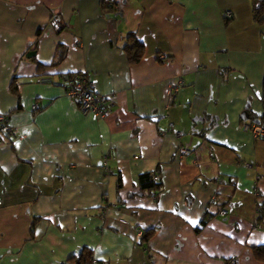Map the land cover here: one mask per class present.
Masks as SVG:
<instances>
[{"label":"crops","instance_id":"1","mask_svg":"<svg viewBox=\"0 0 264 264\" xmlns=\"http://www.w3.org/2000/svg\"><path fill=\"white\" fill-rule=\"evenodd\" d=\"M76 71L109 116L65 95ZM263 72L251 0H0V114L17 131L0 134V264L84 249L97 264H264V139L240 118L261 113ZM155 170L152 198L140 176Z\"/></svg>","mask_w":264,"mask_h":264},{"label":"built area","instance_id":"2","mask_svg":"<svg viewBox=\"0 0 264 264\" xmlns=\"http://www.w3.org/2000/svg\"><path fill=\"white\" fill-rule=\"evenodd\" d=\"M118 4V0H103L105 7L114 8ZM227 18L231 17L230 12L225 14ZM41 82L52 83L50 79H41ZM59 85L63 89L65 95L75 104H77L79 110L84 114H92L99 118H105L112 113L113 104L111 98L106 95L98 94L95 91L94 84L89 80L88 75L83 71H76L70 73H64L61 75ZM182 86V81H177L176 84L169 86L168 95L175 98L178 89ZM33 109H38L37 105L33 106ZM241 129L250 131L255 137H262L264 135L263 127L255 124H251L247 121L241 123ZM0 134L6 139L14 141L17 138V131L13 128L7 116L0 114ZM178 135V134H177ZM191 153V148L187 144L178 146L177 154L179 157H185ZM104 166L108 174L112 171L106 165V157H104ZM160 180V171L155 170L153 174V181L158 182ZM253 194L257 196V190H253ZM151 197H155V193L151 194ZM2 205V198L0 197V206ZM228 212L226 210H220V216H226ZM100 215L104 217L105 209L100 208ZM141 235V234H140ZM144 253L146 251L144 250ZM91 264H97L93 259ZM230 264H235V260H230Z\"/></svg>","mask_w":264,"mask_h":264},{"label":"trees","instance_id":"3","mask_svg":"<svg viewBox=\"0 0 264 264\" xmlns=\"http://www.w3.org/2000/svg\"><path fill=\"white\" fill-rule=\"evenodd\" d=\"M252 1V12L253 19L259 24H264V0L259 2L258 0ZM259 4V7H256ZM130 40L128 44L124 46V51L128 55V60L130 63H137L143 57V45L139 41H137L132 34L128 36ZM262 110L260 114H248V119L251 121L249 123L259 125L264 129V72L261 86V96H260ZM264 139V135L261 137ZM154 171L151 173L142 174L140 176V187L142 190H147L149 192L155 193L157 189L160 188V180L158 182L153 181ZM156 194V193H155ZM206 220H202L201 224L204 225ZM152 231H147L146 234L142 237V239H147L151 236ZM255 253L264 260V246H258L254 248ZM93 260L92 254L90 251L84 249L82 252L70 258L67 264H91Z\"/></svg>","mask_w":264,"mask_h":264},{"label":"water","instance_id":"4","mask_svg":"<svg viewBox=\"0 0 264 264\" xmlns=\"http://www.w3.org/2000/svg\"><path fill=\"white\" fill-rule=\"evenodd\" d=\"M259 2H262L263 0H258ZM256 7H259V4H257ZM240 118L243 120V121H247L248 120V115L244 112L241 114Z\"/></svg>","mask_w":264,"mask_h":264}]
</instances>
